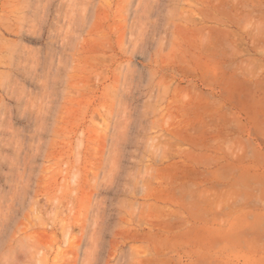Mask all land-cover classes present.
I'll return each mask as SVG.
<instances>
[{
    "label": "rangeland",
    "instance_id": "374dc122",
    "mask_svg": "<svg viewBox=\"0 0 264 264\" xmlns=\"http://www.w3.org/2000/svg\"><path fill=\"white\" fill-rule=\"evenodd\" d=\"M0 200L9 264H264V0H0Z\"/></svg>",
    "mask_w": 264,
    "mask_h": 264
},
{
    "label": "bare ground",
    "instance_id": "6f19581e",
    "mask_svg": "<svg viewBox=\"0 0 264 264\" xmlns=\"http://www.w3.org/2000/svg\"><path fill=\"white\" fill-rule=\"evenodd\" d=\"M6 128H7V127H6ZM27 157H28V156H27ZM26 159H27V158H26ZM28 159H30V158H28ZM26 161H27V160H26ZM28 161H30V160H28ZM19 162H20V161H19ZM30 162H31V161H30ZM15 163H16V162H15ZM27 163H28V162H27ZM13 164H14V163H13ZM28 164H29V163H28ZM25 165H26V164H25ZM32 165H33V164H32ZM9 166H10V165H9ZM26 166H27V165H26ZM37 166H38V165H36V167H37ZM20 167H21V165H20ZM20 167H19V168H20ZM29 167H30V165H29ZM29 167H28V166H27V167H22L21 170H23V168L26 169V168H29ZM36 167H35V168H36ZM14 168H15V167H14ZM16 168H17V167H16ZM17 171H18V170H17ZM26 171L28 172L27 169H26ZM26 171H25V172H26ZM19 172H20V171H19ZM23 172H24V170H23ZM23 172H22V173L20 172V174H21V175L23 174V175L25 176V174H24ZM11 174H12V173H11ZM20 174H17V175L19 176V178L16 176V179L18 178V180H19V179L22 177ZM26 174H27V173H26ZM15 175H16V174H15ZM13 176H14V175H13ZM20 176H21V177H20ZM24 176H23V178H24ZM25 177H26V176H25ZM23 178H21V181L23 180ZM24 179H25V178H24ZM13 180H14V179H13ZM18 180H15V182L18 181ZM25 180H26V179H25ZM28 180H29V179H28ZM21 181L19 180V182H18L19 185L22 184ZM20 182H21V183H20ZM26 182H27V181H26ZM26 182L24 181L23 184H27ZM16 183H17V182H16ZM16 183H14V185H15ZM29 183L31 184V182L28 181V184L26 185V187H27V186H28V187L30 186ZM23 184H22V185H23ZM19 185H18V187L20 188V190H19V188H18L19 192H20L21 190L24 191V189H25L26 187L21 188L22 185H21V186H19ZM15 186H17V184H16ZM15 186L12 185V187H13L12 189L15 190V188H16ZM14 187H15V188H14ZM28 187H27V189H28ZM31 189H32V188H31ZM10 190H11V189H10ZM12 191H13V190H11V192H12ZM15 191H16V192H15ZM15 191H13V192H15V194H18V193H19V192L17 191V188H16ZM28 191H30V190L28 189ZM13 192H12V193H13ZM31 192H32V191H31ZM24 193H25V191H24ZM26 193H27V192H26ZM20 194H22L21 196H23V193H20ZM20 194H18V195H14V194H13L14 196H12V197L15 198L16 196H18V199H19V198L21 197ZM25 195H28V194H25ZM10 196H11V195H10ZM10 196H9V198H8L9 201L7 200V202L4 201V199L1 198V200L3 201V203H4V202L8 203V204L5 203L7 206H9V203H10V206H9V207L6 206V207H7L8 209H10V210H7V208L4 210L5 205H3V206H4L3 210H2V208H1L2 206L0 207V210H2V212L0 211V213H1L2 215H5L4 211L7 210V211H6V215H7V219H8V221H9V218L12 216V214H15V210H14L15 208H14V207H17V206H15V205H13V204L16 203L15 201L18 200V199H17V200H15V201H13L14 199L11 198ZM10 198H11L12 201L14 202L13 204H11V202H10L11 199H10ZM22 198H23V197H22ZM26 198H27V197H26ZM26 198H25V201H26ZM15 199H16V198H15ZM1 200H0V201H1ZM2 201H1V202H2ZM19 201H20V200H19ZM27 201H29L28 198H27ZM27 201H26V202H27ZM17 202H18V201H17ZM18 203H19V202H18ZM25 204H26V203H25ZM25 204H24V205H25ZM28 204H29V203H28ZM0 205H2V204H0ZM21 206H23V205H21ZM18 207H19V206H18ZM24 207H25V206H24ZM24 207H22V208H24ZM12 208H13V209H12ZM19 208H20V207H19ZM19 208H18V209H19ZM22 208H21V209H22ZM8 211H9L10 213H9ZM18 211H20V209H19ZM18 211H16V212H18ZM22 211H23V210H22ZM7 212H8V213H7ZM1 214H0V217L2 216ZM8 214H9V218H8ZM17 216H18V214H17ZM17 216H16V217H17ZM4 217H5V216H4ZM4 217H3V218H4ZM3 218H1L2 220H1V219H0V220H1L2 222L4 221V222H3V224H4V223L7 221V219H6V218L3 219ZM11 218H12V217H11ZM105 218H106V217H105ZM5 220H6V221H5ZM13 220H14V218H13ZM104 220H105V219H104ZM1 221H0V222H1ZM8 221H7V222H8ZM10 222H11V221H10ZM10 222H8V223L10 224ZM12 222H13V221H12ZM103 222H104V221H103ZM8 223H5L4 225H3L2 223H0V225H1V224L3 225V229L1 228L2 225L0 226V228H1V232H3V230H6L7 228H8V229L10 228V227H9L10 225L8 226ZM13 223H14V222H13ZM14 224H15V223H14ZM18 225H19V223H18ZM4 227H5V229H4ZM18 227H20V226H18ZM17 230L20 231L21 229L19 230V229L17 228ZM7 233H8V232H7ZM13 233H14V231H13ZM0 234H1V233H0ZM92 234H93V233H92ZM2 235H3V234H2ZM93 235H94V234H93ZM14 236H15V235H14ZM10 237H11V236H10ZM10 237H9V238H10ZM15 237H16V236H15ZM98 237H99V236H98ZM0 238H1V237H0ZM13 238H14V237H13ZM13 238H12V239H13ZM93 238H94V237H93ZM3 239H4V237L1 238V240H3ZM14 239H15V238H14ZM14 239H13V240H14ZM95 239H96V238H95ZM5 240H6V239H5ZM13 240H12V241H13ZM6 241H8V244H9V245L11 244V243H9V240H6ZM10 241H11V239H10ZM12 241H11V242H12ZM0 242H1V241H0ZM92 242H93V241H92ZM92 242H90V243L92 244ZM96 242H97V241H96ZM4 243L7 245V242H4ZM12 243H13V242H12ZM37 243H38V242H37ZM5 244H3V245L6 246ZM35 244H36V242H35ZM93 244H94V243H93ZM0 245H1V244H0ZM36 245H38V244H36ZM36 245H35V249L38 247V246L36 247ZM96 245H97V243H96ZM39 246H41V245H39ZM1 247H2V246H1ZM6 247H7V246H6ZM10 247H11V245H10ZM15 247H16V246H15ZM15 247H13V249H14ZM2 248H3V247H2ZM8 248H9V247H8ZM8 248H7V249H8ZM94 248H95V247H94ZM7 249L5 248L6 251H7ZM10 249H11V248H9L8 250L10 251ZM13 249L10 251L11 253H12V252H15V250L17 249V247H16L14 250H13ZM32 249H34V248H32ZM92 249H93V248H92ZM97 249H98V247H97ZM2 251H3V250H2ZM2 251L0 252V256L3 255L4 252H5V251H4V252H2ZM85 251H86V250H84V252H85ZM88 251H89V250H88ZM10 252H9V253H10ZM33 252H34V251H33ZM35 252H36V251H35ZM103 252H104V251H103ZM121 252H122V251H121ZM5 253H6V254H4L3 256L7 255L6 257H8L9 259L5 258V259H3L4 261L2 260L3 262H2V261H1V262L4 263V264H6V263L9 264V263L6 262V261L9 260V262H10V260H11V258H12V256H13V254H14V256H15V253H12V254L10 253L9 255L7 254L8 251L5 252ZM37 253H38V250H37ZM91 253H92V251H91ZM93 253H94V252H93ZM96 253H97V251H96ZM33 254H34V253H33ZM35 254H36V253H35ZM10 255H11V257H10ZM37 255H38V254H37ZM95 255H96V254H95ZM95 255H94V256H95ZM32 256H33V255H32ZM16 257H17V256H16ZM35 257H36V256H35ZM3 258H4V257H3ZM88 258H89V257H88ZM91 258H92V257H91ZM120 258H121V257H120ZM13 259H16V258L14 257ZM17 259H18V257H17ZM5 260H6V261H5ZM87 260L89 261V259H87ZM90 260H91V259H90ZM93 260H94V258H93ZM123 260H124V259H123ZM38 261H39V260H38ZM120 261H122V260H120ZM120 261H119V262H120ZM1 262H0V264H2ZM94 262H95V261H94ZM88 263H89V262H88ZM91 264H92V263H91Z\"/></svg>",
    "mask_w": 264,
    "mask_h": 264
}]
</instances>
